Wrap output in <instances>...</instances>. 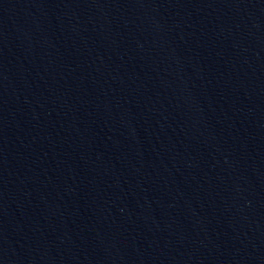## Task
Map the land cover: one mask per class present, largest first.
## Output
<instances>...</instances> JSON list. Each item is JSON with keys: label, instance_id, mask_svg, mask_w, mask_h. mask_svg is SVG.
<instances>
[{"label": "water", "instance_id": "obj_1", "mask_svg": "<svg viewBox=\"0 0 264 264\" xmlns=\"http://www.w3.org/2000/svg\"><path fill=\"white\" fill-rule=\"evenodd\" d=\"M0 264H161L1 66Z\"/></svg>", "mask_w": 264, "mask_h": 264}]
</instances>
